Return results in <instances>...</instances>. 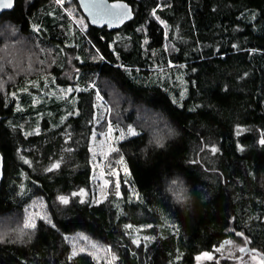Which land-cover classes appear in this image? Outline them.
Instances as JSON below:
<instances>
[{
	"label": "trees",
	"instance_id": "1",
	"mask_svg": "<svg viewBox=\"0 0 264 264\" xmlns=\"http://www.w3.org/2000/svg\"><path fill=\"white\" fill-rule=\"evenodd\" d=\"M125 1L134 16L111 30L90 25L77 0H15L0 14V32L9 28L0 40V225L16 229L35 200L46 213L21 236L1 235L0 264H101L73 250L76 233L109 247L112 264H193L227 237L264 254V0ZM65 6L83 31L73 23L68 32ZM68 52L75 80L63 76ZM72 84L66 96L47 93ZM96 91L111 123L138 133L113 154L129 170L121 195L110 187L93 203ZM136 227L150 239L134 243Z\"/></svg>",
	"mask_w": 264,
	"mask_h": 264
},
{
	"label": "rangeland",
	"instance_id": "2",
	"mask_svg": "<svg viewBox=\"0 0 264 264\" xmlns=\"http://www.w3.org/2000/svg\"><path fill=\"white\" fill-rule=\"evenodd\" d=\"M71 5L72 4H70V6ZM70 6L63 7L65 12V19L62 18V21L64 22L66 20L72 24L69 25V23L67 22L69 27L68 32L70 33L75 32V25L73 23L77 24L79 29L83 31L86 25L85 20L80 15H77L75 11L73 12ZM2 29L3 30H1L0 32V40L9 36V28L4 27ZM12 46V44L9 47L7 46V49L8 51H10L11 57H13L14 62L19 63L20 57H22L20 56L22 55V52L13 50L15 49V47ZM6 51L4 53H6ZM66 55L67 67L63 72V76L68 80H71L70 78H73V80H75L76 72H73L75 69V56L72 52H68ZM40 88L43 93L46 91L45 87ZM46 88L48 89V94H53V96L56 97H63L71 92L68 91V89L74 90V88H76V85H66L63 88L59 87L58 85L56 87L48 85V87ZM39 100L40 98H38V94L37 92H35L33 94L32 103L37 104ZM93 106V127L88 142L89 163L91 168L89 190L91 194V202L98 203L106 198L110 187H113L115 189L117 196L121 195V181H128L129 170L126 165L124 155L121 154L120 156L115 157L113 156V154L118 150V142L132 136L128 135L127 130L129 126H131L136 133H138V129L133 124L123 125L118 123H111V119L109 117V113L111 112L110 105L98 91H96L93 96ZM19 108L20 106H17V109ZM103 118H105L106 120V125L104 127H102L101 124ZM109 128H111V131H109ZM128 187L131 193L135 194V190L130 183H128ZM45 215L46 213L43 202L41 200H35L31 203V205L23 208L22 212L18 215L20 224L16 227V229H12L10 227V229L7 230L6 226L3 227L0 225V237H2V234L5 235L7 233H13L14 231H16V235L21 236L24 231L28 232L30 229H32L24 227L26 220L30 219L31 222H35L37 217ZM140 229L141 227H136L132 231L133 241H140L142 237H146V235L143 234ZM68 241L73 250L89 251L99 260L101 264H112L114 260V255H112L109 247L103 245L100 242L92 240L83 233H76L69 236ZM242 246H244V242H242V240L236 237H227L223 239L217 246H215L212 251H204L199 253L196 256L193 264H206V262L208 263L215 261H218L217 264H220V257H227L228 260L232 262V264H264L260 255L254 254L250 251H241ZM204 253H208L211 258L209 259L205 257L203 255Z\"/></svg>",
	"mask_w": 264,
	"mask_h": 264
},
{
	"label": "water",
	"instance_id": "3",
	"mask_svg": "<svg viewBox=\"0 0 264 264\" xmlns=\"http://www.w3.org/2000/svg\"><path fill=\"white\" fill-rule=\"evenodd\" d=\"M15 0H10L11 7H5L9 0H0V14L13 7ZM82 13L86 16L90 25L96 27L105 26L107 30L120 27L126 21L133 18L132 6L125 0H77ZM117 6V7H113ZM125 13L127 15H125ZM3 177V156L0 152V184ZM243 252L258 253L264 263V254L258 249H252L248 242L242 246Z\"/></svg>",
	"mask_w": 264,
	"mask_h": 264
},
{
	"label": "snow or ice",
	"instance_id": "4",
	"mask_svg": "<svg viewBox=\"0 0 264 264\" xmlns=\"http://www.w3.org/2000/svg\"><path fill=\"white\" fill-rule=\"evenodd\" d=\"M56 2H57L58 4H62V3H63V0H56ZM5 7H11V2H10V0H9V3H7V4L5 5ZM113 7H117V6H113ZM125 15H127V14L125 13ZM68 91H72V89H68ZM109 131H111V128H109ZM127 131H128V135H137V133L135 132V130H134L131 126H129V128H128ZM121 138H123V137H121ZM156 143H157L158 145L162 146L160 139H157V140H156ZM260 143H261L262 145H264V139H262V140L260 141ZM212 151L215 152L216 149L213 148ZM57 167H59V164H58V163L52 165V168H57ZM52 168H50V169H48V170L51 171ZM171 185H173V186H178V180H177V179L172 180V181H171ZM170 190H171V189H170ZM182 191H183V189H180V190L176 193V198H177L178 200H183V199H184V197L181 195V192H182ZM81 193H83V190H81ZM58 199L60 200V202H61L62 204H65V205H66V204L69 203V200H68L67 197L60 196V197H58ZM24 227H25V228H35V223H34V222H31L30 219H29V220H26V221H25V225H24ZM127 227H131V226L129 225V226H127ZM149 227H150V226H149ZM238 235H241V234L238 233ZM145 239H150V238L145 237ZM134 243H137V244H138L139 241L136 240V241H134ZM243 250H244V249H241V251H243ZM73 255H75V252L73 253ZM203 255H204L205 257L209 258V259L211 258V257L209 256L208 253H204Z\"/></svg>",
	"mask_w": 264,
	"mask_h": 264
},
{
	"label": "flooded vegetation",
	"instance_id": "5",
	"mask_svg": "<svg viewBox=\"0 0 264 264\" xmlns=\"http://www.w3.org/2000/svg\"><path fill=\"white\" fill-rule=\"evenodd\" d=\"M250 252H252V251H250ZM254 253V252H253ZM256 253V252H255ZM258 254V253H257Z\"/></svg>",
	"mask_w": 264,
	"mask_h": 264
}]
</instances>
